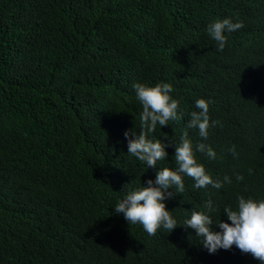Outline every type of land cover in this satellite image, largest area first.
<instances>
[{"label": "trees", "instance_id": "16d2710c", "mask_svg": "<svg viewBox=\"0 0 264 264\" xmlns=\"http://www.w3.org/2000/svg\"><path fill=\"white\" fill-rule=\"evenodd\" d=\"M224 18L244 27L221 52L206 28ZM136 82L170 83L179 101L152 140L178 144L195 101L211 102L219 124L189 138L216 152L196 153L213 178L231 179L197 189L185 176L166 201L178 227L154 236L114 209L158 170L127 153ZM166 151L158 168L175 167ZM241 195L264 199V0H0V264H259L235 246L209 254L180 226L209 199L230 223L223 208Z\"/></svg>", "mask_w": 264, "mask_h": 264}, {"label": "clouds", "instance_id": "9594fccd", "mask_svg": "<svg viewBox=\"0 0 264 264\" xmlns=\"http://www.w3.org/2000/svg\"><path fill=\"white\" fill-rule=\"evenodd\" d=\"M244 27L242 21L233 22L231 18L217 19L207 25L208 35L215 41L216 50L223 51L228 36ZM132 88L135 98L142 106L140 114L141 129L137 134L135 129L124 132L127 140V153L144 163L148 168L158 169L155 179H148L146 186L128 192L114 207L115 214H123L129 226L140 224L149 236L156 235L161 228L172 232L177 225L176 219L166 207V201L174 199L176 193L185 191L184 177L194 181L197 189L211 186L221 189L225 184H230L231 179L225 175L223 180L213 176L207 171L204 164L197 159L196 153L205 154L209 159H216V152L205 143L193 144L189 138L188 130H198V135L203 140L209 136V128L219 124L211 121L209 117L210 101L199 98L195 101V109L189 114L186 129L177 144L167 134L164 135L168 142L161 139L152 140L150 136L159 125L160 128L168 126L169 121L179 118V101L173 99L172 84L161 82L155 86L146 83H133ZM174 147L175 167L158 168V162L168 157L166 149ZM229 151L236 156L235 145ZM249 173L252 169L248 170ZM237 181L244 179L237 175ZM175 189V193L173 192ZM217 211L211 199L207 200L202 210L191 211V216L183 223L185 229H192L195 236L201 238V245L209 252L215 254L218 250H230L233 246L243 254L251 255L253 259L264 264V199L238 197L235 209L231 205L223 208L227 217L225 222L219 219L214 222L212 214ZM218 228L219 230H215Z\"/></svg>", "mask_w": 264, "mask_h": 264}]
</instances>
